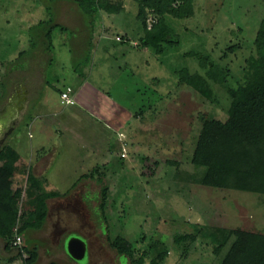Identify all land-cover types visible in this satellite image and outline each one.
Masks as SVG:
<instances>
[{
	"label": "rangeland",
	"instance_id": "1",
	"mask_svg": "<svg viewBox=\"0 0 264 264\" xmlns=\"http://www.w3.org/2000/svg\"><path fill=\"white\" fill-rule=\"evenodd\" d=\"M57 2L59 4L48 0H0V118L7 123L16 119L0 149L6 146L8 155L14 158L19 153L28 155L32 142L50 141L53 147L60 140L55 131L46 134L27 126L28 117L32 115L29 114L30 103L25 102L19 109L11 90L19 73L16 68L19 53L29 52V39L35 34L28 28L49 17L55 9L63 13L67 6L76 8V0ZM110 2L120 4L124 23L127 19L136 23L138 4L135 0ZM82 17L87 20L83 14ZM69 18L70 26L79 23L73 16ZM263 19L264 0H193L190 16L182 19L165 16L171 43H163L160 53L147 47L144 56L149 64H141L142 73L128 79L124 95L119 93L120 88L113 90L117 95L115 98L113 94L115 102L119 99L129 103L130 108L134 106L133 118L120 130L111 148L89 161L86 169L84 164L82 167L69 164L63 168H67V172L61 176L57 174L63 170L55 167V175L62 177V187L50 190L57 195L46 201L48 211L42 226L25 233L28 247L37 251L35 264H131L110 246L116 236L133 243L136 258L143 251L149 252L150 257L155 256L156 250L150 249V245L158 242L157 249L166 250L162 264H219L230 242L216 254V245L203 236L204 230L222 228L264 234V193L203 185V168L191 162L203 124L226 120L231 97L244 81L246 59L256 53L254 39ZM156 21L157 17L148 13L147 27ZM135 23L131 25L133 29L122 34L128 33L130 39L134 38ZM97 24L99 26L100 22ZM89 30L80 28L79 40L74 42L69 35L63 39L55 29L52 55L55 54L57 61L60 58L67 65H74L76 55L73 54L80 48L78 42L87 39ZM116 33L121 34L119 30L110 29L108 37L114 39ZM43 43L45 40L40 37L38 46L44 48ZM74 43L79 48L73 46ZM70 47L72 53L68 54ZM54 64L48 65L47 72L58 68V63ZM182 67L205 78L210 67L214 70L212 78H207L210 98L202 97L180 80ZM48 91L52 92L50 88ZM67 160L88 161L72 159V156ZM16 165L18 172L12 186L20 189V196L16 217L8 229L10 249H6L0 237V264H21L27 257L24 252L19 255L14 247L15 233L23 217L37 219V188L29 181L32 174L25 163L16 161ZM78 168L85 174L75 175ZM37 179L44 188L46 179ZM102 185L108 186V203L104 210L100 208ZM194 225L198 226L197 231ZM193 234L195 241L189 237ZM71 236L85 242L82 260L72 259L67 254L66 242ZM9 257L13 258L10 263L5 259ZM150 257L144 264H149Z\"/></svg>",
	"mask_w": 264,
	"mask_h": 264
},
{
	"label": "trees",
	"instance_id": "2",
	"mask_svg": "<svg viewBox=\"0 0 264 264\" xmlns=\"http://www.w3.org/2000/svg\"><path fill=\"white\" fill-rule=\"evenodd\" d=\"M48 1L54 3L59 0ZM135 1L138 4L136 23L128 22V19L127 23H124L125 17L120 10V4L112 3L110 0H76V5L91 23V27H94L100 12H104L108 18L111 17L112 22L124 25L127 31L133 29L131 25L135 23L137 31L134 35L140 46L154 49L156 53L162 52L163 43L167 45L171 43L169 29L165 26V16L182 19L190 16L193 10V0ZM150 12L157 17V21L148 28L146 18ZM59 27L51 15L30 26L28 30L35 34H31L29 39V52L22 51L20 55L31 53L37 48L40 37L45 40L43 49L51 51L52 33ZM122 37L130 40L128 33ZM254 46L256 53L246 59L244 81L238 85L231 97L226 120L205 122L196 138L191 162L203 168L201 177L203 185L264 193V19L257 30ZM197 58L201 61V56L198 55ZM211 67L207 71L208 79L213 76L214 70ZM179 77L184 84L193 88L202 97H211L207 78L199 73H191L187 67L180 69ZM16 161L12 154L8 155L6 146L0 149V237L4 239L7 250L11 248L8 229L16 217L20 196V189H14L12 186L13 178L18 172ZM29 181L37 188L35 197L37 219L32 221L28 217L22 218L17 233L23 236L27 230L42 226L47 215L46 200L57 195L56 191H46L42 187V182L34 176L29 175ZM100 198V208L104 210L108 203V186L102 185ZM193 227L197 231L198 226ZM203 236L216 245L214 248L216 254L230 242L219 264H264V234L216 228L209 232L204 230ZM189 237L192 241L196 240L194 234ZM157 243L150 245V249L156 250L155 256L150 257L149 252L143 251L138 258L133 243L122 236L112 239L110 246L131 264H144L148 257L149 264H162L166 250L164 247L157 249ZM16 249L19 255L21 252L27 254L21 264H35L37 251L28 247L26 239L21 247Z\"/></svg>",
	"mask_w": 264,
	"mask_h": 264
},
{
	"label": "crops",
	"instance_id": "3",
	"mask_svg": "<svg viewBox=\"0 0 264 264\" xmlns=\"http://www.w3.org/2000/svg\"><path fill=\"white\" fill-rule=\"evenodd\" d=\"M56 3L59 4L57 1ZM67 8L63 13L55 9L51 14L60 26L56 30H59L63 39L66 40L69 35L72 41L77 42L80 28H90L87 39L78 42L80 48L77 43L73 45L79 48V52L73 54L76 55L75 64L69 66L60 58L57 61L55 54L52 55L53 51L50 53L39 46L31 53L22 55L19 53L20 58L17 60L19 62L16 61L19 73L15 85L11 88L19 109L23 108L25 102L30 103L29 114L32 115L28 117L30 122L27 126L29 128L33 126L38 132L42 131L46 134L55 131V135L60 139L53 147L50 141L32 142L28 155L19 153L15 156L17 162L25 163L30 174L36 178L46 179L44 187L46 191L62 187L60 183L62 177L59 178L57 175L63 176L67 172V168L66 170L63 168L67 165L70 164L71 167L79 164V167H82L84 164L86 169L89 161L111 148L120 130L135 114L134 106L130 108L127 101L125 102L128 104L119 99L118 103L113 100V94L117 98L113 90L118 88L119 91L120 88L119 93L124 95L123 92L127 91L129 85L128 79H134L142 73L141 64H149L144 56L147 54V47L138 45L135 37L130 40L122 37L124 36L122 33L125 32L124 25L116 21L112 22L111 17L108 18L106 14L100 13L96 17L94 27H91L88 20L84 21L77 5L76 8L71 6ZM69 16L76 18L79 23L70 26L72 21ZM97 22H100L99 26ZM110 29L119 30L121 34L116 33L114 39H111L108 37ZM117 38L121 39L117 40ZM52 45L53 50L55 48L53 37ZM67 51L71 54V47L67 48ZM54 63H58V68L55 70L51 68L47 72L48 65ZM47 88L52 92H47ZM67 88L72 89L73 104H67L61 98V93ZM54 152L61 158H57V154L53 155ZM71 156L72 159H88V161L71 162L67 160L71 159ZM55 167L62 169L63 172H57L58 174L55 175ZM78 169L75 175L85 174L80 168ZM33 230L36 229L27 231ZM5 259L10 263L13 258Z\"/></svg>",
	"mask_w": 264,
	"mask_h": 264
},
{
	"label": "water",
	"instance_id": "4",
	"mask_svg": "<svg viewBox=\"0 0 264 264\" xmlns=\"http://www.w3.org/2000/svg\"><path fill=\"white\" fill-rule=\"evenodd\" d=\"M68 255L75 260H82L85 257V242L76 236H71L66 242Z\"/></svg>",
	"mask_w": 264,
	"mask_h": 264
},
{
	"label": "built area",
	"instance_id": "5",
	"mask_svg": "<svg viewBox=\"0 0 264 264\" xmlns=\"http://www.w3.org/2000/svg\"><path fill=\"white\" fill-rule=\"evenodd\" d=\"M117 39H119V38H117ZM71 92H72V89L71 88H67L66 91L61 93V98L67 104H73L74 103V100L71 98ZM22 242H23L22 236L20 234H18L17 231H16L15 238H14V241H13L14 247L20 248L21 245H22Z\"/></svg>",
	"mask_w": 264,
	"mask_h": 264
},
{
	"label": "flooded vegetation",
	"instance_id": "6",
	"mask_svg": "<svg viewBox=\"0 0 264 264\" xmlns=\"http://www.w3.org/2000/svg\"><path fill=\"white\" fill-rule=\"evenodd\" d=\"M14 99H15V97H14ZM15 123H16L15 118L9 120L8 123H7V121L5 122L3 119L0 118V146L6 140L10 129L14 127Z\"/></svg>",
	"mask_w": 264,
	"mask_h": 264
}]
</instances>
